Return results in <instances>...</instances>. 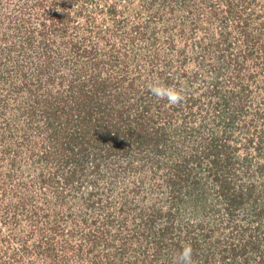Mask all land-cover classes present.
Masks as SVG:
<instances>
[{"label":"rangeland","instance_id":"obj_1","mask_svg":"<svg viewBox=\"0 0 264 264\" xmlns=\"http://www.w3.org/2000/svg\"><path fill=\"white\" fill-rule=\"evenodd\" d=\"M186 245L264 264V0H0V264Z\"/></svg>","mask_w":264,"mask_h":264},{"label":"clouds","instance_id":"obj_2","mask_svg":"<svg viewBox=\"0 0 264 264\" xmlns=\"http://www.w3.org/2000/svg\"><path fill=\"white\" fill-rule=\"evenodd\" d=\"M148 90L157 100H166L171 106H180L186 100V89L173 85L154 82L148 85ZM173 264H193V248L186 245L177 257L174 258Z\"/></svg>","mask_w":264,"mask_h":264},{"label":"trees","instance_id":"obj_3","mask_svg":"<svg viewBox=\"0 0 264 264\" xmlns=\"http://www.w3.org/2000/svg\"><path fill=\"white\" fill-rule=\"evenodd\" d=\"M93 103H94V102H92V104H93ZM115 130H116V132H119V131H118V128L115 129ZM117 135H120V133H117ZM115 138H116V137H115ZM115 138H114V139H115Z\"/></svg>","mask_w":264,"mask_h":264}]
</instances>
